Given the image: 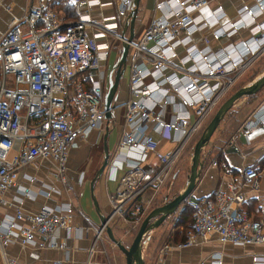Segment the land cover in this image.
Instances as JSON below:
<instances>
[{
    "label": "built area",
    "instance_id": "obj_1",
    "mask_svg": "<svg viewBox=\"0 0 264 264\" xmlns=\"http://www.w3.org/2000/svg\"><path fill=\"white\" fill-rule=\"evenodd\" d=\"M209 0H154L157 10L136 36L121 35L118 27L128 23L133 0H115V10L93 17L83 7L101 5L105 0H67L76 16L65 18L53 7L31 4L22 21H13L0 36V206L13 205V212L0 213V264H14L5 245L63 247L65 242L53 235L56 227L66 236L80 229L70 222L72 204H41L26 212L20 206L22 196L8 199L5 190L28 195L32 189L19 181L20 170L40 158L51 160L55 175L64 185L67 175L65 159L68 148L78 137L101 127L105 119V72L101 60L108 56L112 41L128 42L126 63L128 93L123 99L125 127L120 141L155 151L156 166L145 174L138 163L128 162L115 193L110 198L109 220L121 213L128 201L146 188H151L142 205L153 200L157 190L168 181L171 166L180 146L157 151L153 132L172 130V138L185 141L219 104L239 73L254 56L253 47L264 42V20L251 26L250 38L238 44L210 51L196 45L193 34L210 27L223 16L222 5L216 4L203 15L200 8ZM3 0H0V5ZM264 10V0L254 7L243 4L239 12L245 19L230 21L212 30L218 38L236 30L245 20L250 22ZM249 18V19H248ZM259 33H258V32ZM258 33V34H257ZM207 40V36H202ZM238 45V46H236ZM170 115L164 117L165 106ZM193 116V120L191 119ZM264 122V100L244 121L242 132ZM216 164V159L211 161ZM224 166V165H223ZM223 172H227L225 168ZM242 184L257 185L258 171L253 165L242 168ZM28 181L33 174L21 172ZM241 183L231 176L215 188L212 196L187 198L193 210L185 238L165 242L163 247L186 246L214 234L217 240L230 244H263L264 222L235 205L243 195ZM53 186L42 190L48 196ZM104 231L99 224L94 231L89 253ZM223 250L209 252L211 261L221 263ZM254 264H264V252L250 254ZM84 264H89V257ZM159 264V263H157Z\"/></svg>",
    "mask_w": 264,
    "mask_h": 264
},
{
    "label": "crops",
    "instance_id": "obj_2",
    "mask_svg": "<svg viewBox=\"0 0 264 264\" xmlns=\"http://www.w3.org/2000/svg\"><path fill=\"white\" fill-rule=\"evenodd\" d=\"M105 1L106 3L101 5L83 7V9L89 10L91 15L96 18L113 12L115 10V0ZM148 1L139 0L133 36H136L151 16L157 13L154 8V0H152L150 6H147ZM256 2L257 0H209L208 4L202 6L199 12L207 15L216 4L220 3L224 10V16L212 26H205L193 34L196 45L200 48L207 47L210 51H216L231 44L229 53L231 55L235 54V51H231L233 44H238L242 39L250 38L252 34L251 26L264 20V10L258 11L250 22L245 20L236 30L224 33L218 38L212 36V30L224 27L230 21L245 19L247 16H243V12H239V8L243 4L254 7ZM31 4L53 7L65 18L76 16V12L67 0H3V4L0 5V36L13 21H22L23 14L26 13ZM137 16L139 18L136 24ZM122 26L118 27L119 31ZM262 30H264V26ZM124 35H128V28H126ZM203 35H206L208 39L203 40ZM120 47L121 42L119 40L112 41L107 57L109 58L111 52L114 57L109 63L107 57L101 60L100 67L105 72L106 87L109 68L117 58ZM253 49L254 56L252 59L254 60L257 56L264 55V42L259 47H253ZM263 69L255 73L253 77ZM242 71L236 79L242 75ZM250 80L243 81L241 85ZM127 93L126 63L115 92V106L112 109V114L109 118L104 119L101 127L94 128L88 134L78 137L75 143L68 148L65 159L67 178L64 185L55 175V168L51 160L40 158L34 164L27 165L20 170L22 173L33 174L35 180L28 181L24 176H21V172L18 176L20 182L27 184L32 189L30 194L25 195L15 190L14 187L5 190L6 197L16 203L17 201L12 198L22 196L23 201L20 206L26 212L37 210L43 203L54 205L70 202L73 206L69 217L70 222L81 226L76 232L72 231L69 236H66L64 228L60 226L55 228L53 235L57 240L65 242L63 247L20 245L14 240L8 242L5 245V252L13 259L14 264H84L87 257H89V264H124V254L105 231L102 232L90 253L88 247L100 222L99 213L106 215L111 209L110 198L115 193L120 178L129 169L128 162H137L145 174H148L157 164L155 151L145 152L139 146L120 141L122 130L125 127L122 101ZM263 100L264 84L255 92L237 98L227 109L208 141L201 148V166L199 167L198 177L187 198L192 199L203 195L212 196L215 188L222 185L224 180L230 176L237 183H241L243 180L242 168L246 165H253L258 171L257 185L251 187L248 184L243 185L241 183L240 191L243 198L235 205L243 208L248 214L261 218L264 222V122L253 125L246 135L242 132L244 121ZM164 110V117L166 118L170 115L169 106L166 105ZM210 114L198 129L180 145L179 139L172 138V130L165 129L161 133L153 132L157 140V151L165 152L176 145L180 146L178 155L170 170L169 178L171 177L173 181H168L157 190L153 198V202L156 204L163 202L184 187L194 143L192 139L195 138L197 133H200L201 127L211 116ZM191 119L193 120V116H191ZM106 127L107 131L105 130ZM104 145L109 151L108 162L99 176L94 179L91 188L90 181L102 161ZM213 159H216V164L211 163ZM224 168L228 173L223 172ZM50 184L53 189L46 196L42 190L44 186ZM150 190L151 188H146L142 194H139L141 205L143 198L149 195ZM91 194L96 199L98 211L95 209ZM186 199L180 203L174 212L168 214L157 226L151 228L144 235L146 239L145 243L142 244L144 264H232L228 256L230 254L226 252L228 247L247 251L246 257L237 264H254L250 257L251 252H264L263 244H221L213 233L205 240H197L186 246L171 245L168 248L163 247V244L167 241L175 242L184 238L183 228L191 223L193 217L192 207ZM134 202H136L134 198L128 201L122 212L114 214L109 220L113 234L124 243L130 242L132 232L136 230L143 215L137 213L136 217L131 218L125 214L128 207L132 204L134 206ZM184 208L185 210L181 211ZM138 209L137 204L133 211ZM13 210V205L2 204L0 206V213L4 211L12 213ZM218 248L223 250L221 263L211 261L208 256L211 250Z\"/></svg>",
    "mask_w": 264,
    "mask_h": 264
},
{
    "label": "water",
    "instance_id": "obj_3",
    "mask_svg": "<svg viewBox=\"0 0 264 264\" xmlns=\"http://www.w3.org/2000/svg\"><path fill=\"white\" fill-rule=\"evenodd\" d=\"M139 0H133V6L128 12V23L123 24L120 34L124 35L126 28H128L127 40L131 39L134 35V21L138 10ZM128 42L126 40L121 41V47L117 58L112 63L109 68L107 75V87L104 91V109L105 118H109L112 114V109L115 106V92L119 84L120 78L124 72L126 65ZM264 84V69L251 78L247 83L238 86L233 90L228 96H226L219 104L216 106L211 116L208 118L203 128L201 129L198 137L192 145V152L190 154L189 171L184 187L173 194L171 197L165 199L163 202L153 205L141 218L131 240L129 243H124L118 237H116L111 229L108 222L109 214L104 215L99 213V224H104V231L107 233L108 237L119 247L121 252L124 254V264H144V259L142 256V244L145 243L146 233L153 227L157 226L168 214L174 212L180 203L184 202L192 188L194 187L195 181L198 177L199 167L201 166L200 151L201 148L208 141L211 133L217 126L220 119L223 117L227 109L233 104V102L242 95L251 94L255 92ZM107 131V127L105 129ZM109 151L104 145V154L100 165L98 166L95 174L93 175L90 184L92 188V183L94 179L99 176V174L104 169L108 162ZM93 202L95 209L98 211V205L93 194Z\"/></svg>",
    "mask_w": 264,
    "mask_h": 264
},
{
    "label": "rangeland",
    "instance_id": "obj_4",
    "mask_svg": "<svg viewBox=\"0 0 264 264\" xmlns=\"http://www.w3.org/2000/svg\"><path fill=\"white\" fill-rule=\"evenodd\" d=\"M151 2H152V0H149L147 2V6H150ZM138 16H139V14H138ZM138 16H137V19H136V22H135L136 24H137V21H138V18H139ZM113 57L114 56H112V52H111L109 54V58L107 57L108 58V63L111 61V59ZM263 68H264V55L259 56V57L257 56L256 59L250 60L248 62V64L245 66V68L243 69L242 75L240 77H238L234 81L233 85L230 87V89H228L229 91H227L225 93V95L223 96V98L221 100H223L233 90H235L238 86H240L243 81L250 80L255 73H257L258 71H260ZM125 73H126V69H125ZM214 109H213V111H214ZM212 112H211V114H212ZM204 124H203V126H204ZM203 126L201 128H203ZM198 135L199 134L197 133L196 136H195V138L192 139V140L195 141V139L198 137ZM139 200H140V203L138 204L139 209L137 211H139V213L140 214H143V215L147 212V210H149V208H151L153 205L156 204L155 202H153V200H151L148 204H145V207H143V206H141V199H139ZM142 216H141V218H142ZM110 223H111V221H110ZM113 223H115V222L113 221ZM134 232H132V236H133ZM226 252L230 254L228 256H229V259H230V261H231L232 264H237V262H241L246 257V254H247V251L244 250V249H235V248H229V247L227 248Z\"/></svg>",
    "mask_w": 264,
    "mask_h": 264
},
{
    "label": "trees",
    "instance_id": "obj_5",
    "mask_svg": "<svg viewBox=\"0 0 264 264\" xmlns=\"http://www.w3.org/2000/svg\"><path fill=\"white\" fill-rule=\"evenodd\" d=\"M139 194H137L135 197H134V200H136V202H134V206H133V204L130 206V207H128V209L125 211V214L127 215V216H129V217H136V215H137V213H139V211H133V209L135 208V205H137V204H139ZM138 200V201H137ZM187 206V205H186ZM186 208V207H185ZM185 208L184 209H182L181 211H183V210H185ZM192 221V220H191ZM190 224L191 223H189V224H187L184 228H183V234H184V238H185V229L187 228V227H189L190 226ZM183 238V237H182ZM183 238V239H184Z\"/></svg>",
    "mask_w": 264,
    "mask_h": 264
}]
</instances>
